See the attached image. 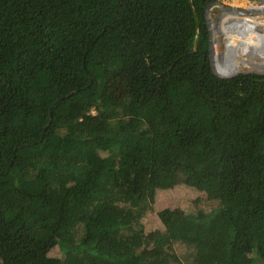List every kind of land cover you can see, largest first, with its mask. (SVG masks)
Segmentation results:
<instances>
[{"label": "trees", "instance_id": "1", "mask_svg": "<svg viewBox=\"0 0 264 264\" xmlns=\"http://www.w3.org/2000/svg\"><path fill=\"white\" fill-rule=\"evenodd\" d=\"M219 2L0 0L5 264H264V38L214 70ZM179 185L217 205L146 230Z\"/></svg>", "mask_w": 264, "mask_h": 264}, {"label": "rangeland", "instance_id": "2", "mask_svg": "<svg viewBox=\"0 0 264 264\" xmlns=\"http://www.w3.org/2000/svg\"><path fill=\"white\" fill-rule=\"evenodd\" d=\"M263 11L264 0H221L219 4L209 6L207 9V19L211 35L210 59L214 70L215 65L218 63L219 56L226 55L228 51L226 27L227 24L230 25V23L237 17L233 18L230 23L228 22V19L233 16V12L249 16L250 24L261 25L264 23ZM226 22L227 24L224 25ZM262 38H264V36ZM255 42L256 39H254L251 44H247L243 47H249V45L251 46ZM239 61L242 63V68L237 73L241 71L264 73V66H261L262 62L264 63L263 57L260 58L254 53L241 54L239 56ZM195 197L201 198L200 205L202 208H206L207 210H210L217 205L216 202L206 200L203 197V193H199L196 190L188 188L184 185H179L172 190L161 191L158 195L157 201L154 203L153 209L148 213V216L145 219L146 230L153 231L155 233L159 228L164 226V222L159 215L162 209L181 208L186 211H192L194 207H192L191 198ZM177 250L181 252L178 245ZM55 254H58V251H56Z\"/></svg>", "mask_w": 264, "mask_h": 264}, {"label": "bare ground", "instance_id": "3", "mask_svg": "<svg viewBox=\"0 0 264 264\" xmlns=\"http://www.w3.org/2000/svg\"><path fill=\"white\" fill-rule=\"evenodd\" d=\"M236 16V18L234 17L235 19L228 26V37L231 42L242 47L247 44H251L254 39H256V41L261 40L264 36V23L261 25L250 24L249 16H245L244 14H238Z\"/></svg>", "mask_w": 264, "mask_h": 264}, {"label": "water", "instance_id": "4", "mask_svg": "<svg viewBox=\"0 0 264 264\" xmlns=\"http://www.w3.org/2000/svg\"><path fill=\"white\" fill-rule=\"evenodd\" d=\"M222 76V75H221ZM229 76H232V75H229ZM0 263L1 264H5V260L4 258L1 256V253H0Z\"/></svg>", "mask_w": 264, "mask_h": 264}]
</instances>
